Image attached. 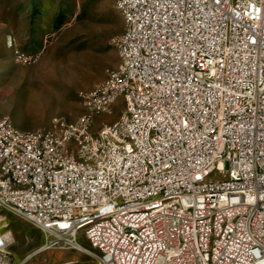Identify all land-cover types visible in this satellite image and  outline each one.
I'll return each instance as SVG.
<instances>
[{
  "label": "built area",
  "instance_id": "1",
  "mask_svg": "<svg viewBox=\"0 0 264 264\" xmlns=\"http://www.w3.org/2000/svg\"><path fill=\"white\" fill-rule=\"evenodd\" d=\"M114 1L119 65L81 95L84 113L36 131L0 118V223L5 211L42 235L20 264L54 250L264 264V0Z\"/></svg>",
  "mask_w": 264,
  "mask_h": 264
},
{
  "label": "rangeland",
  "instance_id": "2",
  "mask_svg": "<svg viewBox=\"0 0 264 264\" xmlns=\"http://www.w3.org/2000/svg\"><path fill=\"white\" fill-rule=\"evenodd\" d=\"M124 20L114 0H0V118L21 131L49 128L54 118L76 121L84 113L81 95L119 65L111 41ZM122 111L118 100L110 113L94 117L91 130L114 123ZM1 216L14 243L0 264H20L40 246L42 235L8 212ZM23 264H93V259L82 251L54 250Z\"/></svg>",
  "mask_w": 264,
  "mask_h": 264
},
{
  "label": "snow or ice",
  "instance_id": "3",
  "mask_svg": "<svg viewBox=\"0 0 264 264\" xmlns=\"http://www.w3.org/2000/svg\"><path fill=\"white\" fill-rule=\"evenodd\" d=\"M217 2H219V0H217Z\"/></svg>",
  "mask_w": 264,
  "mask_h": 264
},
{
  "label": "bare ground",
  "instance_id": "4",
  "mask_svg": "<svg viewBox=\"0 0 264 264\" xmlns=\"http://www.w3.org/2000/svg\"><path fill=\"white\" fill-rule=\"evenodd\" d=\"M12 238H13V236H12Z\"/></svg>",
  "mask_w": 264,
  "mask_h": 264
}]
</instances>
